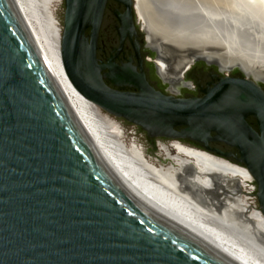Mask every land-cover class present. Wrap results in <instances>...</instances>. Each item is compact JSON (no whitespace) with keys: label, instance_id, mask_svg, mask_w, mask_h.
Masks as SVG:
<instances>
[{"label":"water","instance_id":"95a60500","mask_svg":"<svg viewBox=\"0 0 264 264\" xmlns=\"http://www.w3.org/2000/svg\"><path fill=\"white\" fill-rule=\"evenodd\" d=\"M107 1L65 0L61 57L68 79L105 113L145 131L150 142L188 139L220 153L209 146L214 131L213 140L238 149L236 163L248 168L257 187L248 196L257 197L264 214V79L239 64L222 66L244 77H226L204 96L186 98L156 90L131 64H100L97 35ZM117 1L126 7L115 11L120 35H138L135 0ZM158 42L159 52L206 58L199 54L203 48ZM126 86L135 90L121 89ZM250 115L258 131L247 122ZM0 264H242L114 173L74 113L16 0H0Z\"/></svg>","mask_w":264,"mask_h":264},{"label":"bare ground","instance_id":"6f19581e","mask_svg":"<svg viewBox=\"0 0 264 264\" xmlns=\"http://www.w3.org/2000/svg\"><path fill=\"white\" fill-rule=\"evenodd\" d=\"M58 1L16 0L74 113L114 173L149 203L242 264H264V214L248 196V185L254 181L248 168L180 139L159 144L172 163L158 167L135 143H125L112 115L85 99L65 73L62 26L54 16ZM135 9L149 42L161 38L181 47L203 48L200 55L218 59L223 67L239 64L246 73L264 79V35L254 26L248 29L247 20L236 22L241 15H249L264 26V0H135ZM225 10L234 20L225 17ZM228 21L236 28L227 31ZM205 45L222 46L224 51H209ZM184 170L186 176L195 175L187 178L189 184L208 189V198L217 203L203 204L184 190L180 186L186 180Z\"/></svg>","mask_w":264,"mask_h":264},{"label":"flooded vegetation","instance_id":"af4514ba","mask_svg":"<svg viewBox=\"0 0 264 264\" xmlns=\"http://www.w3.org/2000/svg\"><path fill=\"white\" fill-rule=\"evenodd\" d=\"M116 10L122 14L125 12L126 7L117 0H108L97 35L96 55L100 64L114 63L118 66L131 64L139 73L145 74L147 81L156 90L166 95L186 98L204 96L206 89L214 87L221 79L226 77H244L241 72L236 70L231 72L222 70L221 63L216 59L211 61L205 58L193 61L190 54L165 49L159 52L155 45L159 39H153L149 42L147 31L140 20L136 25L138 35L131 37L126 33L122 37L118 31L121 22L115 13ZM91 32V26L85 29L86 36H89ZM159 59L164 62V66H161ZM161 68L163 71H161ZM105 71L103 70V72ZM107 83L112 86L108 81ZM260 85L264 89V81L260 82ZM121 89L135 90L127 86ZM247 122L255 131L259 130L257 119L254 116H248ZM215 136L216 133L211 132L209 146L212 149L219 150L220 153L205 149L199 142L188 139L184 141L236 162V157L240 156L238 149L229 145L226 141L213 140Z\"/></svg>","mask_w":264,"mask_h":264},{"label":"rangeland","instance_id":"374dc122","mask_svg":"<svg viewBox=\"0 0 264 264\" xmlns=\"http://www.w3.org/2000/svg\"><path fill=\"white\" fill-rule=\"evenodd\" d=\"M64 3H65V0H60V1L57 2L56 6L54 7V16L56 17V19L58 20V22L60 23L61 26H62V20H63L64 8H65L64 7ZM225 13L227 14L225 17L228 20H230L231 17L229 15H230L231 12L225 10ZM251 16H255V15L253 14ZM240 17H241V19L239 18V21L236 18V22L241 24L245 20H247L248 22L246 21L244 23L248 24L247 26H249V24L251 25V26L248 27V29H253L255 27L256 30H258L260 33H262V35H264V29H263L264 26L259 22L258 18H255L256 16L252 17L253 19H251V17L249 15H241ZM254 18L257 19V20H255ZM231 20H234V19H231ZM229 23L230 22L228 21V23L225 24V26H226L225 29L227 31H231V29L236 28V27H233V26H229L228 25ZM232 24L234 26H236V24H234V23H232ZM226 30L224 32H226ZM164 49L170 51V49H167V48H164ZM111 117L114 118V120L116 121V123L119 126V129H120V131L122 133V136H123L122 140H124L125 143H127V144L135 143L137 146H139L143 150L145 158L147 160H149L150 162H152L153 164H155L158 167L159 166L160 167H167V166H169L172 163V160L168 156H165V151L162 150V147L159 145V144H162V143H168L172 139L153 138L151 142L155 146V153H152L154 150H153V147L151 145L150 139L147 136V134L145 133V131H143L138 126H136V125H134L132 123H129L125 119L117 118V117H114V116H111ZM182 141H184V140H182ZM191 145H193V144H191ZM197 147H200V146H197ZM169 153L173 154V151L169 150ZM182 175L186 176L185 170L182 171ZM188 177L192 179V178L195 177V175L186 176V180H187ZM186 180L182 181L180 183V186H182L184 190L188 191L191 195H193L195 198H197L201 203H203V204H210V203H214L215 204V203H217L216 200L213 201V200H210L208 198V195L211 194L208 189H204L198 183L191 185V184H189V181L188 180L186 181ZM248 190H250L251 193L256 192L257 187H256V184H255L254 181H251L249 183ZM221 192H222V189H221L220 193ZM251 198H252L251 199L252 202H254V204L258 207L257 197L256 196H251ZM223 201H224V203L227 202V204L231 203L230 205H232V203H233V201H231V200H226V201L223 200Z\"/></svg>","mask_w":264,"mask_h":264}]
</instances>
